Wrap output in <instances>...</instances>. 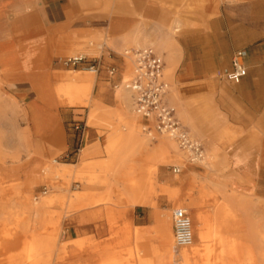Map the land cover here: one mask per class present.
I'll list each match as a JSON object with an SVG mask.
<instances>
[{
	"label": "crops",
	"instance_id": "crops-1",
	"mask_svg": "<svg viewBox=\"0 0 264 264\" xmlns=\"http://www.w3.org/2000/svg\"><path fill=\"white\" fill-rule=\"evenodd\" d=\"M111 34L119 36L112 51L146 44L162 50L155 48L164 59L167 98L173 96L178 120L214 167L181 169L173 144L140 133L139 122L150 123L133 111L123 82L127 63L96 47L99 36ZM237 50L246 52L247 70L234 82L226 73ZM98 51L88 106L68 105L50 84L82 70L68 69L62 59ZM81 118L86 126L77 155L68 163L48 159L67 154L70 123ZM0 132V147L9 149L0 150V245L11 264H28L42 245L48 250L40 257L54 263L58 231L43 229L57 222L49 219L50 204H65L66 179L78 183L68 196L77 211L62 243L112 241V264H210L214 256L212 264H243L246 254L260 264L264 0H112L108 10L96 0H0ZM57 164L66 170L56 173ZM53 176H61V187L50 184ZM40 183L50 193L33 196ZM180 196L195 208L193 242L177 249L172 207ZM230 244L236 245L231 256ZM99 253L88 251L93 261Z\"/></svg>",
	"mask_w": 264,
	"mask_h": 264
},
{
	"label": "built area",
	"instance_id": "built-area-1",
	"mask_svg": "<svg viewBox=\"0 0 264 264\" xmlns=\"http://www.w3.org/2000/svg\"><path fill=\"white\" fill-rule=\"evenodd\" d=\"M133 57V69L131 75L125 81V87L132 93L133 111L150 125L143 126L142 130L149 136L152 132L166 134L177 144L190 162H199L204 156L202 143L193 138L176 116V109L167 102L166 94L168 85L163 79L164 59L153 46H142L129 50ZM246 52L237 50L231 58V67L226 76L229 80L237 82L246 74L244 58ZM63 64L72 66L84 64L88 71L96 73L99 69L98 61L85 57L66 58ZM115 69L111 67L112 75ZM83 118L70 123L73 134V144L64 156L77 155L81 147L82 135L85 129ZM46 189L44 188L43 191ZM173 241L175 248L187 246L192 241L190 218L185 208L174 207L172 209Z\"/></svg>",
	"mask_w": 264,
	"mask_h": 264
},
{
	"label": "bare ground",
	"instance_id": "bare-ground-1",
	"mask_svg": "<svg viewBox=\"0 0 264 264\" xmlns=\"http://www.w3.org/2000/svg\"><path fill=\"white\" fill-rule=\"evenodd\" d=\"M125 55H129V50H127ZM72 56L76 57H70V58H78L82 57V53H71ZM89 74L83 73V71L79 72H72L69 73L68 80L65 81L60 86L56 87V92L60 98H62L68 105L70 106H78V105H86L89 102L90 93L93 86V75L91 71H88L85 69ZM80 73V74H79ZM91 74V75H90ZM74 75H81L80 77L74 76ZM164 79V76H163ZM165 80V79H164ZM167 83V82H166ZM168 85V83H167ZM169 88V85H168ZM132 95V93H131ZM167 95V94H166ZM133 100V99H132ZM172 139V138H170ZM166 140V142L173 144L174 142L172 140ZM204 158V156H203ZM202 158V159H203ZM202 159L197 162L200 163ZM205 159V158H204ZM188 160V159H187ZM212 157L210 154L207 156L206 160V166L207 167H214V164L211 162ZM175 163H177L181 169L184 168L183 159L177 155L175 158ZM189 163L197 164L195 162ZM52 170L56 173H59L61 170H66L65 166H62L61 164L53 165ZM71 171V170H69ZM212 187H214L216 190L219 188V184H216L213 181L208 182ZM181 199L176 201V205L181 206L182 208H185L188 212L189 218H190V225H191V232H192V241L189 245L183 246L188 247L193 242V225H194V219L191 217L190 210L192 208H195L194 204H190L188 197L185 198L180 196ZM220 208L222 210L223 216H229L230 213L227 211V208L224 204L220 205ZM260 264H264V211L260 212ZM90 241L88 238H78L73 241H69L66 243H59L57 244L56 241L53 243V256H54V264H112V241L109 243H93V242H87ZM180 247L179 249H181ZM95 250L100 252L99 255L95 257L94 261L93 259L89 258L88 251ZM40 251H37V257L35 259H29L26 258V262L28 264H50L49 259L45 260L44 257H40L45 251L48 250V248L45 247V245H42L39 248ZM226 251L231 255H233L236 251V245L230 244L226 245ZM41 254V255H40ZM251 256L249 254H246L244 257L243 264H251Z\"/></svg>",
	"mask_w": 264,
	"mask_h": 264
},
{
	"label": "rangeland",
	"instance_id": "rangeland-1",
	"mask_svg": "<svg viewBox=\"0 0 264 264\" xmlns=\"http://www.w3.org/2000/svg\"><path fill=\"white\" fill-rule=\"evenodd\" d=\"M96 1L99 2L101 8L105 7L107 10L109 8H112V0H96ZM176 29L179 30V32H180V27H176ZM171 32H173V30H171ZM179 32L177 31L176 33H179ZM77 38L78 39H82V37H77ZM84 38H85V40H89L88 37H84ZM118 38H119V36H112V34L111 35H101V36H99V43L96 45V47L100 48L101 49L100 51L102 53H109L112 57L121 56V57L124 58L125 62L127 63V68L125 69V72L123 74V82H125L126 79L131 75V72H132V69H133V57L131 55H128V56L124 55V52H126L127 49L130 50V49H134V48H133V46H126V47H124L123 49H121L119 51H112V49H116L114 41L116 39H118ZM149 45L153 46L154 48H156L159 52H162V50L160 48H157L156 46H154L152 44H146V45H143V46H149ZM140 47H142V45ZM100 51H98V53L96 52L93 55L90 54V55H88V57H85V58L87 60H90V59H93V58H97V56H99V54H100ZM65 59L66 58H63L61 62H63ZM65 67H68V69H70V70H76V71L82 70L83 71L82 74L83 73L89 74L85 70L86 66L84 64H78V65H74V66H72L71 64H68ZM91 74L93 76L95 75L94 72L91 73ZM165 75H167L166 72L163 74V76H164L165 81L168 83ZM76 76H79V75H76ZM64 82H65V78L55 77L50 85H51L52 88H56V87L60 86L61 84H63ZM118 88H119V86L115 88L116 91L119 90ZM168 93H169V88H168L167 95H168ZM167 95H166L167 102H169V103L174 105L173 102H175V99L173 98V96L171 97L173 102L172 101L170 102L168 100V98H167ZM85 106H88V105L86 104ZM79 112H83V111L80 110ZM138 119H139V121L141 120L140 118H138ZM183 123L185 124V122H183ZM138 127H139L140 133L143 134L144 136L148 137V139L150 140L151 136H148L145 133V131L142 130L143 127H142L140 122H139ZM152 137H154L155 139H161L163 142H164V140H168L169 141V139L171 138V137H169L166 134L158 135V133H156V132H152ZM170 140H172V139H170ZM172 141L174 142V147H175V150H176L174 156L176 157V155H179L183 159L184 165L187 164V165L194 166L195 164L188 162L186 155L182 151L179 150L176 142L174 140H172ZM0 143H2L1 142V132H0ZM0 150L5 151V150H9V149H6L4 147H0ZM62 152H63V150L59 151V152H56V153H52L51 155L48 156V159L51 160V158H55L57 162L68 163L69 161H67L65 159V157L62 154ZM167 153H169V152H167ZM208 154L209 153L204 150V158L205 159L203 158L202 161L200 163H197V164L206 166L205 163H206ZM262 169H263V167H262ZM53 177L54 178H52L50 180V184H52V185L54 184L55 188L61 187L62 186L61 176H57V177L53 176ZM74 180L75 179H68V180L66 179V192L65 193H66L67 197L65 199V204H59L57 202H54V203L50 204L52 213H51V216H49V219H53L54 218L55 220H57V222L56 223L48 222L46 227H45V229H43L44 234H48V233L50 234V233L53 232L52 230L54 228H56L57 231H58V238H57L58 243L65 242V241H67V239L70 238L69 237V231H67V230H69V228H68L69 225L67 223H68L69 218L72 217L73 215H75L76 211H77V210H71L68 207L69 200H71V198H68V196L74 191V188L78 184V183L74 182ZM262 185H264V179L262 180ZM235 186L237 187V186H241V185L238 183V181H235L234 187ZM44 188L46 189L45 190L46 192L50 193L51 187L49 185H47L46 183H40L39 185L37 184V189H36L35 192L34 191L32 192V195L33 196H37V197L46 196L47 194H43L42 193V192H45V191H43ZM98 203L99 202L93 203L90 206H95ZM251 203H252V201H251ZM174 207H181V206L174 204L172 208H174ZM81 208H83V207H81ZM261 211L262 212L264 211V194H262L261 200H260V211H259V213ZM108 232H109V230H108ZM110 235H111V232H109V236ZM71 238H74V237H71ZM100 240H102V239L96 238V241H100ZM173 243H174V241H173ZM22 247H23V244L20 245V250L22 249ZM0 248H1V250H0V264H11V260H9V258H8L10 256V254H9L10 252H8L6 249L5 250L2 249V245H0ZM214 260H215V256L212 257L211 261L209 259L208 263L212 264V263H214ZM21 264H24V263H21Z\"/></svg>",
	"mask_w": 264,
	"mask_h": 264
}]
</instances>
